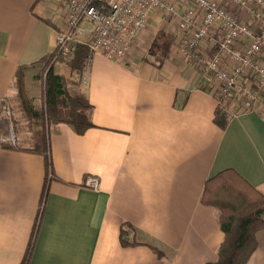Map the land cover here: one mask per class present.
Listing matches in <instances>:
<instances>
[{"label":"crops","instance_id":"obj_1","mask_svg":"<svg viewBox=\"0 0 264 264\" xmlns=\"http://www.w3.org/2000/svg\"><path fill=\"white\" fill-rule=\"evenodd\" d=\"M67 4L0 0V117L7 104L24 116L20 67L28 96L37 98ZM152 33L122 60L94 55L85 83L62 72L92 104L93 127L79 134L48 125V156L0 151V264L214 262L223 232L218 210L201 201L206 181L234 169L264 192V91L253 109L232 107L222 129L212 82L176 46L163 66L151 63ZM15 120L17 147H30L32 130L26 135ZM89 175L100 177V190L84 186ZM125 223L140 244L122 245ZM257 241L248 264H264V230Z\"/></svg>","mask_w":264,"mask_h":264},{"label":"built area","instance_id":"obj_2","mask_svg":"<svg viewBox=\"0 0 264 264\" xmlns=\"http://www.w3.org/2000/svg\"><path fill=\"white\" fill-rule=\"evenodd\" d=\"M159 18L174 23L171 32L180 56L195 60L221 108H254L264 91V0H68L48 69L58 74L71 70L67 63L80 44L93 56L122 60ZM90 66L82 74L84 83ZM1 141L15 145V134ZM84 186L98 191L101 179L89 175Z\"/></svg>","mask_w":264,"mask_h":264},{"label":"trees","instance_id":"obj_3","mask_svg":"<svg viewBox=\"0 0 264 264\" xmlns=\"http://www.w3.org/2000/svg\"><path fill=\"white\" fill-rule=\"evenodd\" d=\"M43 20L52 28H56L49 19ZM175 42L173 35L159 30L151 40L148 60L157 67L163 66L172 55ZM51 58L49 54L42 60L45 62L43 109H37L33 99L27 94L23 67H20L15 75L18 96L27 117L34 120L36 126H39L38 122L44 124H41L40 131L34 132V146L21 148L0 140V151L17 149L48 156L47 124L65 123L79 134L94 126L91 118L93 106L88 97L83 92L72 90V79L58 74L53 67L48 69ZM92 58L89 48L80 44L74 59L67 64L73 74L82 76ZM229 120L227 111L220 108L215 122L225 129ZM9 131L8 118L3 115L0 117V135L8 134ZM201 201L204 205L218 210V222L223 232L217 260L206 264H248L258 247L257 234L264 230V192L250 184L236 170L226 169L206 181ZM135 233V228L125 223L121 229L122 245L129 247L140 244ZM155 250L157 251V248Z\"/></svg>","mask_w":264,"mask_h":264},{"label":"rangeland","instance_id":"obj_4","mask_svg":"<svg viewBox=\"0 0 264 264\" xmlns=\"http://www.w3.org/2000/svg\"><path fill=\"white\" fill-rule=\"evenodd\" d=\"M153 26L155 27L154 29L151 28ZM173 28H175L174 23L172 21L170 22L168 19L167 20L166 19H164V20L162 19L161 20V18H159L158 20L154 19V20H152V23L150 24V30L159 31V29L160 30L163 29L165 32H167L168 34H171V35H172V32L171 31H173ZM176 43H177V40L175 42V45H176ZM61 74H63L65 76V73H61ZM71 74L72 73H68V76H65V77H67L69 79H72ZM40 82H41L40 87L37 89V98L36 99H33L34 106L37 109H43V107L45 106V103H44V85H43V78L40 79L39 83ZM73 90H74V92H77L76 89H73ZM34 100H37V101L35 102ZM21 106H22V109L24 111L22 102H21ZM4 115H6L7 118H8L10 131H9L8 134H2V135H0V140L2 139V137L4 138V137L11 136L12 134H15V139H16V142H17V135H16V128H17L16 127V124H17V122L15 120V115H16V117H18L19 119H21V122L23 123L22 124L23 125V129L26 130V131H23V132L26 135H27L28 132H30L29 129L32 130L31 131V137L33 139V143H31L32 145H30V147H33L34 146V132L35 131H40L41 124L42 123H39L38 122L39 126L38 125L36 126L35 123H34L35 121L32 120V119H30V118H28L27 115H26V113H25V111H24V116H20L19 114H16V111L14 113V110L12 109V107L10 106V104H7L6 105V110L4 111ZM10 122L13 124V128H14V130H12V131H11V123ZM42 126H44V124H42ZM47 128H48V124L46 125V133L48 132ZM4 143H8V142H4ZM9 144H11V143H9Z\"/></svg>","mask_w":264,"mask_h":264}]
</instances>
